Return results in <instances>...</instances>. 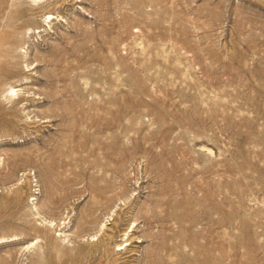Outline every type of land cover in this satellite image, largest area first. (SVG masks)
Listing matches in <instances>:
<instances>
[{
    "label": "rangeland",
    "instance_id": "1",
    "mask_svg": "<svg viewBox=\"0 0 264 264\" xmlns=\"http://www.w3.org/2000/svg\"><path fill=\"white\" fill-rule=\"evenodd\" d=\"M6 1L0 264H264V0Z\"/></svg>",
    "mask_w": 264,
    "mask_h": 264
},
{
    "label": "bare ground",
    "instance_id": "2",
    "mask_svg": "<svg viewBox=\"0 0 264 264\" xmlns=\"http://www.w3.org/2000/svg\"><path fill=\"white\" fill-rule=\"evenodd\" d=\"M41 1L42 0H31V2L32 3H34V4H39V3H41ZM30 2V3H31ZM23 3V2H22ZM6 4H7V1L6 0H4L1 4H0V8H2V9H4V8H6L7 6H6ZM19 3H17V2H15V1H13L12 3H11V6L13 7V11L11 12V16L8 18V20H7V23H6V29L4 30V31H2L1 32V34H0V79L2 80L3 78H10V77H14L17 73H16V71L14 70V65H15V63L13 62V58L14 57H12V52H13V47L18 43V37H17V32L18 31H20V30H23V29H25L26 27H25V25L24 24H21V23H19V20H21L22 18H23V16H24V14H25V8L23 9L20 5H18ZM31 5H33V4H31ZM34 6V5H33ZM35 6H37V5H35ZM30 10V9H29ZM49 16H47V14L45 15L46 17L44 18V19H46V20H49V21H46V23H51L53 20H54V17L51 15V14H48ZM5 17V16H4ZM45 21V20H44ZM31 31V29L29 28V29H27L26 28V31ZM25 31V30H24ZM25 31V32H26ZM28 34V33H27ZM30 34V33H29ZM18 45V44H17ZM18 46H20V45H18ZM17 50H18V48H17ZM18 52V51H17ZM18 57V56H17ZM16 59V58H15ZM19 66V65H18ZM122 67V66H121ZM122 70V69H121ZM124 71V70H123ZM124 73V72H123ZM123 73H121V74H123ZM128 78V77H127ZM2 84H3V82H2ZM130 85V84H129ZM6 87H8V85L6 86ZM130 89V88H129ZM123 91V90H122ZM6 93L8 94V98H15V97H18L19 95H20V93H18V90L16 91V89L14 88V86L13 87H9V89L6 91ZM136 93V92H135ZM138 93V92H137ZM2 97V96H1ZM6 97V96H5ZM4 98V97H3ZM4 99H6V98H4ZM7 100V99H6ZM11 100V99H10ZM14 100V99H13ZM128 101V100H127ZM105 105V104H104ZM125 105V104H124ZM125 120V119H124ZM101 127V126H100ZM110 137H112V136H110ZM113 142V141H112ZM92 144V143H91ZM114 144V143H113ZM102 145V144H101ZM97 146V145H96ZM116 147V146H115ZM108 149V148H107ZM105 151H106V149H104ZM110 149H108V151H109ZM98 152V151H97ZM109 153H111V152H109ZM123 153V152H122ZM102 154V153H101ZM119 154V153H118ZM100 155V154H99ZM116 155V154H115ZM104 156V155H103ZM102 156V157H103ZM120 156V155H119ZM96 157V156H95ZM101 157V156H100ZM89 158H91L90 156H89ZM87 159H88V157H87ZM124 159V158H123ZM103 160V159H102ZM90 161V160H89ZM99 161V160H98ZM98 161H95L94 163H96V162H98ZM108 161H110V160H108ZM93 162V161H92ZM117 162V161H116ZM112 163V162H111ZM119 163V162H118ZM105 164H109V163H106V161H105ZM104 164V165H105ZM115 164V163H114ZM99 165H103V163L102 164H100V162H99ZM98 165V166H99ZM127 165V164H126ZM89 166V165H88ZM117 166V165H116ZM125 166V165H124ZM127 167V166H126ZM101 167H99L98 169H100ZM109 168V167H108ZM98 169H97V171H98ZM110 169V168H109ZM116 169H117V167H116ZM122 169V168H121ZM102 170H103V168H102ZM113 170H114V168H113ZM115 171V170H114ZM100 171H98L97 173L98 174H95V175H98L99 176V173ZM113 172V171H112ZM101 173H102V171H101ZM108 173V172H107ZM120 173V172H119ZM118 174V173H117ZM114 175V174H113ZM107 176V175H106ZM103 179V178H102ZM114 179H116V177H114ZM121 179V178H120ZM110 180H113V178H111ZM117 181V180H116ZM112 182V181H111ZM110 184V183H109ZM111 185H113L112 183H111ZM110 185V186H111ZM121 185V184H120ZM179 187V186H178ZM94 188V187H93ZM106 189V188H105ZM105 189H104V187H102V186H98L96 189H93V192H92V190H91V192H92V194L94 195V196H96L97 198H105V199H107L108 200V198L107 197H105L106 195H105ZM108 189V188H107ZM123 191V190H122ZM107 193H109V192H107ZM105 195V196H104ZM117 196H118V194H117ZM120 196V195H119ZM165 196V195H164ZM114 198V197H113ZM116 198V197H115ZM164 198V197H163ZM162 198V199H163ZM110 199V198H109ZM158 199V198H157ZM159 199H161V198H159ZM98 200V199H97ZM112 200V199H111ZM110 200V201H111ZM103 201V200H102ZM153 201V200H152ZM178 201V200H177ZM158 202H161V200H159ZM159 205V204H158ZM162 205V204H161ZM160 205V206H161ZM159 206V207H160ZM159 207H158V209H159ZM201 207V206H200ZM147 208V207H146ZM148 208H150V207H148ZM147 208V209H148ZM174 209V208H173ZM154 210H156V209H154ZM161 210H163V208H161ZM172 211H174V210H172ZM143 212V211H142ZM156 212H158V210L156 211ZM160 213V212H159ZM159 213H157V214H159ZM173 213H175V211L173 212ZM177 213V212H176ZM147 214V213H146ZM143 215H145V213L143 214ZM148 215H149V213H148ZM163 215V214H162ZM145 216H147V215H145ZM144 216V218H145V220H146V217ZM152 216V215H151ZM172 216H173V214H172ZM175 216V215H174ZM181 216V215H180ZM180 216H179V218H180ZM149 218V217H148ZM151 218V217H150ZM177 219L178 221L180 220V219ZM181 218H182V216H181ZM154 219V218H153ZM157 219H158V217H157ZM169 220H170V218H168ZM150 220V219H149ZM53 221V220H52ZM150 221H152V220H150ZM147 222H148V219H147ZM170 222V221H169ZM48 223V222H47ZM151 223V222H150ZM174 223V222H173ZM180 223V222H179ZM179 223H178V225H179ZM174 224H176V223H174ZM50 225H52V223L50 224ZM181 225V224H180ZM137 227V226H136ZM179 226L177 227V229L179 230ZM176 229V228H175ZM173 231V230H172ZM175 231V230H174ZM179 238V237H178ZM177 240V238L175 239V241ZM180 240V239H179ZM130 241V239H127L125 242H126V246H131V244L130 243H128ZM181 242V241H180ZM176 244H177V242H176ZM182 244V243H181ZM123 245V243L122 244H118V245H116V246H122ZM182 246V245H181ZM184 247H185V245H184ZM178 248V247H177ZM129 248H127V247H124V250H128ZM183 249V248H182ZM177 250H179V249H177ZM164 251V250H163ZM175 251V250H174ZM193 251V250H192ZM184 252H185V250H184ZM179 254V253H178ZM183 254V253H182ZM175 255V254H174ZM181 255V254H180ZM184 255H186V253L184 254ZM197 260V259H196ZM174 261L175 260H173V263H174ZM175 264H176V262H175ZM182 264H184V263H182Z\"/></svg>",
    "mask_w": 264,
    "mask_h": 264
}]
</instances>
